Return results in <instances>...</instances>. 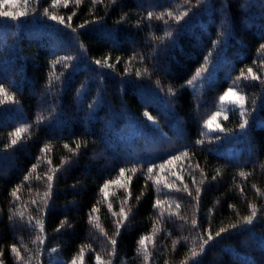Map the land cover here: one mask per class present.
<instances>
[{
	"label": "trees",
	"instance_id": "1",
	"mask_svg": "<svg viewBox=\"0 0 264 264\" xmlns=\"http://www.w3.org/2000/svg\"><path fill=\"white\" fill-rule=\"evenodd\" d=\"M53 4L0 0V11L27 13L15 20L0 17V84L16 101L0 104V260L17 264L15 244L25 260L29 253L23 246L31 250L29 264H71L73 258L81 264V248L83 264H96V254L111 264H145L138 241L150 235L147 264H182L197 232L211 225L214 233L237 223L255 204L261 212L253 224L223 233L188 264H264V83L241 79L234 84L248 68L264 80V0ZM166 10L174 15L188 10V15L179 23L167 16V24L147 19L148 12ZM50 15L64 17L71 27ZM65 56L73 57L64 62L67 67L54 64ZM106 57L113 68L95 63ZM198 69L201 75L193 79ZM137 70L146 74L137 76ZM229 87L245 97L248 125L239 128V108L232 107L224 113L228 119H219L225 131L209 130L204 122L222 110L219 97ZM25 125L29 129L22 139L5 147L9 134ZM77 142L75 152L64 147L75 150ZM183 152L188 156L158 167ZM33 165L36 170L25 180ZM50 168L57 171L45 208ZM109 180L120 183L109 185L106 198L101 189ZM166 184L180 189L187 184L192 196L169 191ZM17 188L18 200L11 195ZM157 198L162 203L154 208ZM121 207L127 220L116 236ZM93 208L98 211L92 213ZM30 217L44 224L39 248L32 243L38 228L29 225ZM110 239L117 240L114 249Z\"/></svg>",
	"mask_w": 264,
	"mask_h": 264
},
{
	"label": "snow or ice",
	"instance_id": "2",
	"mask_svg": "<svg viewBox=\"0 0 264 264\" xmlns=\"http://www.w3.org/2000/svg\"><path fill=\"white\" fill-rule=\"evenodd\" d=\"M36 2L38 3L39 0H36ZM61 2V0H54V4H53V7L56 5V4H59ZM68 2L69 0H63V3H64V6L67 7L68 5ZM75 4L78 6L80 3H81V0H74ZM95 2V0H94ZM201 0H197V3H200ZM24 3L25 5H27L28 3V0H24ZM44 13L45 15H48V10L45 9L44 10ZM27 13L26 12H16V13H13V12H10V11H0V17H8V18H11L13 20L15 19H18L19 17H23L25 16ZM73 15H75V13H73ZM188 15V10H185L183 12H180L179 15H174L173 11H170V10H166L164 12H161L159 14H154L153 12H148L147 14V19L148 20H152L153 18H155L156 20H163L165 24L168 23V20L165 19V16H167L169 19H172L174 20V22L176 23H179L184 17H186ZM49 18L53 21H57L59 24H62V25H65V27H71L70 23H66L65 22V19L64 17L62 16H57V15H50ZM71 16L68 17V21L70 22L71 21ZM80 27H84V25H80ZM73 32L76 31V29H72ZM165 35L167 37H171L172 33L170 31L166 32ZM260 50L261 51H264V44H261L260 45ZM73 57L71 56H65L63 57L62 59H58L54 62V64H57V63H64L66 61H70L72 60ZM133 60L135 59V57L132 58ZM205 59L207 60V57H205ZM95 63L97 65H99L100 67H108V68H113L114 65L112 64H109L108 63V58L106 57L104 59L103 62H101V60H96ZM64 66L67 67V63H64ZM126 72L128 71V69L125 70ZM142 74H146V70H145V73H141L139 70H137L136 72V75L137 76H140ZM201 75V70H197L196 74H195V77H193V79H195L196 77H199ZM56 79H59V77L57 76ZM241 79L247 81L249 79L253 80V81H257L259 80L261 83H264V80L261 79V77L259 75H257L255 72H253V69L252 68H248L247 69V75H245L244 71L242 70L241 73H240V76H238L236 78V81H234V84H236L237 82H239ZM192 80H189L187 81V83L190 85L192 84ZM170 92H172V89H169ZM174 95V93H172ZM0 96L3 97V99H0V104H4V103H7V102H16L14 101V97L10 96L8 94V91L6 90V88L0 84ZM219 100L221 102V105H225V104H229V105H232L234 108L235 107H238L239 108V113H240V116L242 118L241 120V123L239 124V128L241 130L245 129L248 125V120H247V116L249 115L247 109L245 108V97L243 95H240L234 87H229L224 93L223 95H221L219 97ZM225 111L227 110H230V109H223ZM221 111H217L215 112L214 114H212L210 116V118L208 120H206L204 122V127L208 128L209 130H212V131H219V132H224L225 129L219 124L217 123V117H219L221 115ZM145 116L147 117V119L149 121H153V123H155V120L154 118L149 115L147 112L145 113ZM43 117H40L38 119V122L40 120H42ZM224 119H228L227 115L224 116ZM214 125V127H213ZM28 129H29V126L25 125V126H21V127H17L15 129L14 132L10 133V142L5 146V147H12V146H15L23 137V134L24 133H27L28 132ZM196 143H203L202 140H197ZM65 148L69 149L70 152H75L76 150H78L80 148V143L77 142L76 143V149L73 150L71 148H69V145L68 144H65L64 145ZM48 150V146L45 145L44 148L41 149V152L44 153L45 151ZM181 156L183 157H187L188 156V153L187 152H183L179 155H173L171 157V159H169L168 161H166L165 164H160L158 167L163 169L165 168L166 164H172L174 161H179L181 159ZM69 161H64V163H68ZM48 164L50 165L51 164V160H48ZM63 166V164L61 165ZM197 168H199V165L196 166ZM36 170V165H33L32 168L30 169L29 171V174L27 176H25V180H28L30 177H31V174L32 172H34ZM49 171L52 173L51 175L45 173V176H46V180H47V191L44 192V195H43V203H44V207L46 208L47 207V199L50 197V192H51V188H52V181L54 179V175H55V172L57 171V169H49ZM131 171L134 173L136 172V168L133 167L131 169ZM148 173H152L153 172V167H148L147 169ZM119 174L121 177L124 176L125 174V169L124 168H121L119 170ZM239 175L241 177H244L246 178V174L244 172H240ZM201 183H204V181L207 179L206 177H204L203 175V171L201 170ZM36 179H41L40 176H37ZM178 179H181L178 177ZM216 179V176H213L212 177V180H215ZM120 181L119 180H109V181H106L104 184H103V187L101 189L102 192H104V195L105 197L107 198L108 196V192H107V189L109 188V185L110 184H119ZM156 183L158 184L159 181H156ZM181 183H183L182 179H181ZM196 183V180H195V176H193V184ZM255 187V186H253ZM165 188H167L169 191H181L183 190L184 192H187V194L189 196H192V192L188 189V185L187 184H184L183 185V189H180V188H174V185L172 184H166L165 185ZM19 188L15 189L12 191L11 195L13 197H15L17 200L19 199V197L17 196V192H18ZM201 189L200 187H197L196 188V193L197 195L195 197H193V199L196 200L197 204L199 203V193H200ZM241 193H243V188L240 189ZM257 194H260V190L257 189ZM129 196H130V193H129ZM137 200H139V197H137ZM33 204H36V200H33L32 201ZM123 203H127V197L125 198L124 202ZM161 200L159 198L156 199L153 207L154 208H158L160 205H161ZM177 208L180 207L179 204L176 205ZM108 207L109 209L112 208V204L109 203L108 204ZM230 207H232L230 205ZM249 208H250V215H247V216H244L242 218V220L238 221L237 223H233V224H230L226 227H221L219 228V230L215 231L213 233L212 229H211V225H209V227L207 229L204 230V233H200V232H197L196 235L194 237H192V243H193V247H191L190 249V255L182 262V264H188V261L191 260V261H196V258L198 256H200L201 254H203L206 246L209 245V243L211 241H213L215 238L217 237H220L223 233H226V232H229L231 229H236L240 226V224H247V225H251L253 224L254 222V219L257 217V214L258 212H261V209L257 208V206L255 204H251L249 205ZM37 211L38 213H40L41 215L43 214V209H41L39 206L37 207ZM96 211H98L96 208H93L92 210V213H95ZM92 213L89 214V219H90V222L92 221ZM21 217H23V212L19 213ZM113 216H117V213L113 212L112 213ZM161 215H163V213H161ZM169 215H173V213H169ZM11 219V217H10ZM181 219H183V217H181ZM127 220V215L124 211V208L121 207L120 209V213H119V219H117L115 221V224H116V232H115V235L116 236H119L120 235V229H121V226L122 224L124 223V221ZM34 223L35 227L38 228V235L36 236V239L32 241V243L34 244H37V247L39 248L40 246H42L44 244V224L42 222V220L40 218H32L30 217L29 218V225H32ZM65 222H61V226L60 227H63ZM191 226L192 228L196 229L198 227V222L197 220L194 218L191 220ZM96 228H100V225L97 223L95 225ZM57 231H60V228L58 227L57 228ZM101 232H103V229H101ZM106 235V234H105ZM207 236V238L205 239L204 236ZM152 239V236H143L139 239L138 241V244L141 246V250L143 251V259L145 261V264H147V261L149 260V257H150V253L147 249V246H146V241H149ZM189 238L188 237H184V240L187 241ZM199 241L198 243V248H199V251H197V244H196V241ZM110 243L111 245L113 246V249L115 248V245L117 244V240L116 239H110ZM24 247V251L26 253H29L27 259L25 260V258L21 255V251L19 248L16 247V245H12L11 246V251L15 254V257H16V261H17V264H29V262L33 259V256L31 255V250L28 249V247L25 245L23 246ZM0 255H2V252H0ZM83 256H84V249L81 248L80 252H79V259H80V262L81 264H83ZM95 262L96 264H111V261H104L102 259V257L99 255V254H96L95 256ZM0 264H4V261L3 260H0ZM71 264H77V258H73L72 261H71Z\"/></svg>",
	"mask_w": 264,
	"mask_h": 264
},
{
	"label": "rangeland",
	"instance_id": "3",
	"mask_svg": "<svg viewBox=\"0 0 264 264\" xmlns=\"http://www.w3.org/2000/svg\"><path fill=\"white\" fill-rule=\"evenodd\" d=\"M19 1L20 0H9V2H10V4H16V3H19ZM240 94V93H239ZM241 95V94H240ZM221 105V104H220ZM221 107H222V110H221V115L219 116V117H217V123H219V119L220 118H222V117H224V113L226 112L225 110H223V109H228V108H232L233 106L232 105H229V104H225V105H221ZM213 127H214V125H213Z\"/></svg>",
	"mask_w": 264,
	"mask_h": 264
}]
</instances>
